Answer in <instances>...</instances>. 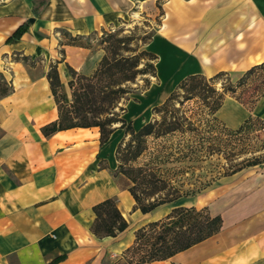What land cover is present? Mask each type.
Masks as SVG:
<instances>
[{"label":"crops","instance_id":"1","mask_svg":"<svg viewBox=\"0 0 264 264\" xmlns=\"http://www.w3.org/2000/svg\"><path fill=\"white\" fill-rule=\"evenodd\" d=\"M127 1L0 0V80L10 87L0 96V264H129L136 232L159 220L164 206L143 214L116 174L122 129L104 145L96 127L42 133L59 120L51 68L71 103L69 69L91 76L103 57L71 39L117 28ZM148 51L158 58L149 90L165 95L190 76L246 74L264 65V0H166ZM254 116L264 118V102L255 111L226 102L217 113L232 130ZM226 180L208 195L219 233L154 264H264V166ZM108 199L129 227L98 239L93 209Z\"/></svg>","mask_w":264,"mask_h":264},{"label":"trees","instance_id":"2","mask_svg":"<svg viewBox=\"0 0 264 264\" xmlns=\"http://www.w3.org/2000/svg\"><path fill=\"white\" fill-rule=\"evenodd\" d=\"M26 30V26L20 27L13 37L20 38ZM80 39L71 41L74 45H81L77 43ZM125 41L115 40V45L124 44ZM141 56L149 57L151 62L145 65L146 69L139 70ZM157 60V56L148 51L128 58H117L116 55L112 59L104 57L90 77L79 75L70 68L71 103L62 93L58 67L53 66L48 78L58 106L59 120L42 128L44 136L51 137L74 128L96 127L100 129L103 145L109 142L117 129L125 130L128 140L121 142L116 150L119 163L116 174L130 181L128 190L136 201V209L145 215L165 205L194 197L221 177H232L245 169L264 165L261 157H252L229 166L223 174L217 172L208 182H199L201 186L191 183V179H184L188 173L193 176L203 169L204 162L218 151H223L214 142L216 130L222 125L217 113L223 101L214 98L212 90L203 85L201 75L190 76L176 87L163 105L154 109L156 117L136 130L116 110L127 94L124 85L135 82L139 75L151 74L156 77ZM0 91L1 96L7 95L9 85L1 81ZM190 102H195L196 108H186ZM250 122L248 120L237 131L225 130L238 135ZM229 155L231 158L237 156L234 150ZM173 163L180 167L172 174V169L166 166ZM93 211L96 218L91 232L98 239L115 238L129 227L116 199L96 205ZM222 226V217L213 216L208 208L177 206L165 218L149 223L136 232L135 245L127 252L141 256L139 260L129 258L128 263L154 264L169 260L212 238ZM63 259L60 257L51 264Z\"/></svg>","mask_w":264,"mask_h":264},{"label":"rangeland","instance_id":"3","mask_svg":"<svg viewBox=\"0 0 264 264\" xmlns=\"http://www.w3.org/2000/svg\"><path fill=\"white\" fill-rule=\"evenodd\" d=\"M165 1L128 0L125 6V16L117 28L92 34L85 39H80L77 43L88 47L95 54L103 55L102 60L104 57L112 59L114 55L117 58L141 55L143 52L148 51V45L161 25L163 4ZM119 39H125L126 41L124 44H117L116 46L115 40ZM148 62H151L149 57L141 56L138 69H146L145 65ZM147 71L150 72L151 70L147 69ZM202 77L203 85L206 84L212 90L214 98L222 99L223 106L226 102H229L242 108L244 107L247 110L255 111L264 102V65L250 73L239 76L218 74L211 78L206 76ZM153 78L151 74L139 75L135 82L124 85L127 89V94L120 100L116 111L120 115H123V118L127 122L132 123L136 130H139L156 117L154 109L163 105L176 89L166 94L167 99L164 101L166 95L163 91L161 92L159 90L160 92H155L149 90L152 82H154ZM62 93L64 94L63 89ZM1 95L2 91H0ZM143 106H146L147 111L144 115H140ZM186 108H196L195 102L187 103ZM124 109L125 112L123 113ZM248 120H251V122L238 135L229 134L225 130L227 128L231 131H237ZM248 120L239 129L232 130L219 119L222 125L216 130L214 142L217 148H221L223 151H218L213 157L204 162L202 164L203 169L196 171L193 176L188 173L184 179H191V183L201 186L199 182H208L211 176L218 174L217 172L223 174L228 170L229 166L236 165L247 158L261 157L264 160V118L254 116ZM123 133H125V130H123ZM127 140L128 137L125 133V137L121 139L120 143ZM233 150L237 156L231 158L229 153ZM179 167L180 165L175 163L166 166V168L172 169V174ZM118 176L121 178V184L129 188L131 185L130 181L123 175ZM226 179L219 178L210 188L194 197L182 199L176 205L196 207L197 209L208 208L212 214L210 209L211 202L208 201V195L214 194L216 190H219V188L225 185L228 182ZM188 188L189 186L186 187V189ZM168 208L164 206L159 209L156 212V218L159 220L165 218L171 212H169ZM128 256L129 258L133 257L135 260H139L141 255L131 253Z\"/></svg>","mask_w":264,"mask_h":264}]
</instances>
